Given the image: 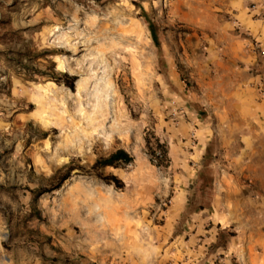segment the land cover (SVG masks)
Here are the masks:
<instances>
[{
    "label": "rangeland",
    "instance_id": "rangeland-1",
    "mask_svg": "<svg viewBox=\"0 0 264 264\" xmlns=\"http://www.w3.org/2000/svg\"><path fill=\"white\" fill-rule=\"evenodd\" d=\"M249 50L250 66L231 63ZM262 51L264 0H0V264L264 253V193L246 173L263 176L264 126L255 143L241 127ZM120 148L131 162L98 169L117 188L91 166Z\"/></svg>",
    "mask_w": 264,
    "mask_h": 264
},
{
    "label": "crops",
    "instance_id": "crops-1",
    "mask_svg": "<svg viewBox=\"0 0 264 264\" xmlns=\"http://www.w3.org/2000/svg\"><path fill=\"white\" fill-rule=\"evenodd\" d=\"M259 37H261V35H259ZM240 60H242V62L246 64L247 67L250 66L255 61L253 52L249 50V52L246 53V57H244V59H230L231 63L234 64L239 63ZM252 78L253 77H251V79ZM263 100H264V93L260 95V100L256 101V106H251L248 111L244 112V118L241 121V127L244 129L243 136H245L246 138L245 140H247V142L255 143L254 139L258 138L255 137L257 136L256 134L262 136L261 138H263V135L259 133V129L262 126H264V118H262L264 116V109H263L264 106H262L264 105ZM247 115L249 116L247 117ZM259 169L261 170L262 166H260V168H257L256 170L259 171ZM249 172H250L249 176L254 178V182L257 184L258 190L264 193V178H263L264 173L263 176H261L260 174H258V172L256 173L250 170L246 171L247 174ZM263 255H264L263 251L251 253L249 250H247L246 253L243 255L241 264H264L262 263L264 260Z\"/></svg>",
    "mask_w": 264,
    "mask_h": 264
},
{
    "label": "trees",
    "instance_id": "trees-1",
    "mask_svg": "<svg viewBox=\"0 0 264 264\" xmlns=\"http://www.w3.org/2000/svg\"><path fill=\"white\" fill-rule=\"evenodd\" d=\"M147 23H148V27L149 30L151 32V36L152 39L154 41V43L156 44V46L159 45V41H158V36L156 33V29H155V25L153 24V22L149 19H147ZM65 77V81H63V83L68 86L69 88L73 89L74 88V81L76 79L75 76L73 75H67L64 74ZM164 154V153H163ZM133 160V156L130 155L129 153H127L124 149H117L114 152L110 153L108 156L106 157H101L99 159H97L91 166V168L93 170H95L96 174L101 177L104 180H111V182H113V184L117 187V188H121L124 186V183L121 179H119L118 177L114 176V175H102V173H100L98 171V169L100 167L103 166H113V167H118L121 164H125V163H129ZM67 178V174L61 176L59 178V182L63 181Z\"/></svg>",
    "mask_w": 264,
    "mask_h": 264
},
{
    "label": "bare ground",
    "instance_id": "bare-ground-1",
    "mask_svg": "<svg viewBox=\"0 0 264 264\" xmlns=\"http://www.w3.org/2000/svg\"><path fill=\"white\" fill-rule=\"evenodd\" d=\"M63 41V40H62ZM64 43H65V41H63ZM67 43V42H66ZM62 63H63V65L65 66V68H66V70L68 71V72H75L76 71V69H77V65L76 66H71L70 64L68 65L67 64V62H66V60H64L63 59V61H62ZM78 64V63H77ZM79 65V64H78ZM78 67H80V66H78ZM80 69V68H79ZM91 74V73H90ZM81 81H82V79H81V77L79 78V79H77V88H76V91L77 92H79V90L81 91L82 90V88L80 87V83H81ZM94 88H96L95 86H94V84L92 85V92H90V90L88 89V90H86V93L89 95V98L91 97V96H95L97 99L98 98H101V97H107L106 96V92L104 91V90H101V89H99V88H97V91H98V95L97 94H95V93H97L96 92V90L94 89ZM91 89V88H90ZM95 90V91H94ZM89 92V93H88ZM92 94V95H91Z\"/></svg>",
    "mask_w": 264,
    "mask_h": 264
},
{
    "label": "built area",
    "instance_id": "built-area-1",
    "mask_svg": "<svg viewBox=\"0 0 264 264\" xmlns=\"http://www.w3.org/2000/svg\"><path fill=\"white\" fill-rule=\"evenodd\" d=\"M264 53V51H262Z\"/></svg>",
    "mask_w": 264,
    "mask_h": 264
}]
</instances>
